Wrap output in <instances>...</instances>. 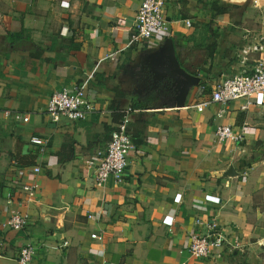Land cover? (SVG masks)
I'll return each instance as SVG.
<instances>
[{
  "label": "crops",
  "instance_id": "0c3cea01",
  "mask_svg": "<svg viewBox=\"0 0 264 264\" xmlns=\"http://www.w3.org/2000/svg\"><path fill=\"white\" fill-rule=\"evenodd\" d=\"M141 3L0 2V107L30 116L0 111V264H16L28 241L38 247L33 264H264V107L211 102L221 81L264 61V0H166L170 31L136 45ZM169 37L200 82L183 106L162 95L134 108L124 180L96 187L89 160L145 90L135 74L145 55ZM78 83L96 112L53 122L50 95ZM217 125L242 138L219 142ZM33 136L48 140L45 152ZM33 181L40 190L30 199L22 185ZM14 212L30 214L25 229L6 225ZM213 223L227 244L193 256L191 235Z\"/></svg>",
  "mask_w": 264,
  "mask_h": 264
},
{
  "label": "built area",
  "instance_id": "2783aa9c",
  "mask_svg": "<svg viewBox=\"0 0 264 264\" xmlns=\"http://www.w3.org/2000/svg\"><path fill=\"white\" fill-rule=\"evenodd\" d=\"M165 6L166 0H142L131 35L132 44L142 45L155 35L167 34L170 31L171 22L166 17ZM187 24L190 26L191 21L187 20ZM201 88L204 90L205 86L202 85ZM237 100L244 101L242 109H248L253 105L264 107V61L259 62L250 72H243L221 81L212 90L211 102L230 104ZM207 105V102H202L198 103L196 107L199 111H203ZM46 110L51 120L57 123L62 118L71 121L85 120L97 109L88 96L86 85L78 83L72 87L54 91L49 97ZM0 111L6 117L13 116L17 120L25 122L30 120L28 114L18 110L0 107ZM133 111L134 108L131 106L124 111L122 118L111 133L107 147L98 150L96 157L89 160V164L96 167L94 186H103L110 178H113L117 183L124 180L129 166L130 153L135 149L129 134L130 115ZM218 116H221V113H218ZM215 134L219 142L242 138V135L234 133L230 125H217ZM31 141L39 146L42 153L45 152L48 145L47 139L33 136ZM35 171L40 172L41 168L37 166ZM22 189L30 199H33L40 190V183L38 181L25 183L22 185ZM88 217L92 218L93 214H89ZM29 223L30 214L28 212H14L6 221V225L15 230H23ZM92 238L102 239L103 235L92 233ZM227 242L228 239L221 227L213 223L209 226L206 234H192L187 249L193 256L204 258L214 255ZM231 247L233 248V246ZM37 251L38 247L28 241L21 248L16 264H33Z\"/></svg>",
  "mask_w": 264,
  "mask_h": 264
},
{
  "label": "water",
  "instance_id": "95a60500",
  "mask_svg": "<svg viewBox=\"0 0 264 264\" xmlns=\"http://www.w3.org/2000/svg\"><path fill=\"white\" fill-rule=\"evenodd\" d=\"M136 76L137 80L141 78L142 81L150 78L155 84L164 78L171 79L172 87L175 89L176 106H183L190 90L200 82V77L181 65L176 54L175 43L170 37L160 47L145 55ZM234 172H236L234 167L228 170V174L233 175Z\"/></svg>",
  "mask_w": 264,
  "mask_h": 264
},
{
  "label": "trees",
  "instance_id": "16d2710c",
  "mask_svg": "<svg viewBox=\"0 0 264 264\" xmlns=\"http://www.w3.org/2000/svg\"><path fill=\"white\" fill-rule=\"evenodd\" d=\"M217 12H223V10L218 7ZM145 90H139L140 96L136 99L135 103L132 105L133 108H141L147 105H152L154 101L158 100L160 96L165 95L167 97L173 98L175 96V89L172 87V81L169 78H164L155 84L152 79L144 80ZM148 87V88H146ZM122 115V114H121Z\"/></svg>",
  "mask_w": 264,
  "mask_h": 264
},
{
  "label": "rangeland",
  "instance_id": "374dc122",
  "mask_svg": "<svg viewBox=\"0 0 264 264\" xmlns=\"http://www.w3.org/2000/svg\"><path fill=\"white\" fill-rule=\"evenodd\" d=\"M5 0H0V2L1 3H3ZM136 74V73H135ZM135 78H136V76H135ZM139 85L141 84V86H143V87H145V83H144V81H142V79L141 78H139Z\"/></svg>",
  "mask_w": 264,
  "mask_h": 264
}]
</instances>
